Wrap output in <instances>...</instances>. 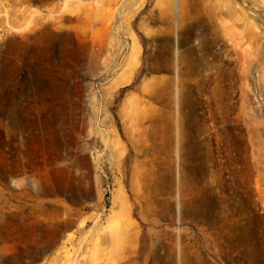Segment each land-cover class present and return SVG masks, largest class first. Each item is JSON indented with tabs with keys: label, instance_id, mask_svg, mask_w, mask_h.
I'll list each match as a JSON object with an SVG mask.
<instances>
[{
	"label": "rangeland",
	"instance_id": "rangeland-1",
	"mask_svg": "<svg viewBox=\"0 0 264 264\" xmlns=\"http://www.w3.org/2000/svg\"><path fill=\"white\" fill-rule=\"evenodd\" d=\"M0 264H264V0H0Z\"/></svg>",
	"mask_w": 264,
	"mask_h": 264
}]
</instances>
